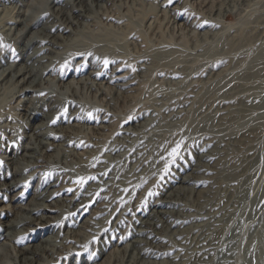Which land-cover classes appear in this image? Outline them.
<instances>
[{
  "label": "rangeland",
  "instance_id": "obj_1",
  "mask_svg": "<svg viewBox=\"0 0 264 264\" xmlns=\"http://www.w3.org/2000/svg\"><path fill=\"white\" fill-rule=\"evenodd\" d=\"M54 1L57 6L53 8L51 0H0V72L8 67L38 71L32 90L21 91L27 85L9 76L0 83V262L8 261L9 252L17 250L25 256H30V251L40 254L31 256L28 264H127V254L149 249L153 256L142 258L146 264H197L188 252L206 223L200 215L206 207H215L212 202L219 194L234 187V181L224 180L229 168L239 167L246 178L254 177L255 184L264 175L259 135L239 150L228 145L231 154L224 156L226 141H218L217 133L210 130L219 119L223 135L264 130V108H248V102L239 99L251 100L264 87V72L253 75L264 66V0H81V13L71 8L76 0ZM55 9L70 11L74 20L64 23ZM16 19L28 27L21 30L22 25L14 24ZM43 34L54 44L46 48ZM69 82L73 86L67 88ZM236 95L238 98L227 101ZM49 96L55 106L41 108ZM27 107L32 108L30 116H26ZM71 115L74 119L66 120ZM205 116L215 117L202 122ZM61 118L63 122L57 121ZM39 125H45L43 131L61 129L64 136L49 139L50 148L43 159L26 170L24 161L28 159L18 149L36 146L30 135ZM193 127L201 130L183 134ZM210 139L213 142L205 144ZM176 149L179 158L174 160L171 153ZM66 151L74 156L65 161ZM205 152L215 156L209 164L200 157ZM12 157L16 161L10 168ZM224 163L222 171L219 167ZM10 169L22 173L12 175ZM100 171L106 172L107 178L98 174ZM50 174L58 179L47 182ZM185 177H190L189 182L181 184ZM14 180L18 186L7 192L6 185ZM104 182L110 184L99 189ZM193 184L194 197L182 192L177 201L158 203L176 187ZM45 190L50 192L49 201L43 203L48 209L36 214L45 217V225H30L18 234L20 228L13 222L26 215L24 209L31 203H40L37 196ZM121 206L125 214H121ZM153 206L162 212L150 218L154 224L151 237L158 241L137 245L138 221L151 214ZM219 209L215 210L218 217ZM119 216L122 223L116 227ZM229 219L215 231L212 238L216 244ZM7 233L14 235L12 241L4 238ZM66 234L70 239L64 240ZM108 236L110 242L105 247L101 242ZM49 237L62 240L61 252L43 250Z\"/></svg>",
  "mask_w": 264,
  "mask_h": 264
},
{
  "label": "bare ground",
  "instance_id": "obj_2",
  "mask_svg": "<svg viewBox=\"0 0 264 264\" xmlns=\"http://www.w3.org/2000/svg\"><path fill=\"white\" fill-rule=\"evenodd\" d=\"M18 1V0H17ZM77 2L74 1V4L72 2L71 4V8H77V10H80V13L82 12L83 8H84V4H82L83 1H78ZM104 3H109L112 2L114 0H101ZM175 1V0H174ZM230 1V0H229ZM233 1V0H232ZM248 1V0H247ZM98 2V1H97ZM177 2V1H176ZM241 3V2H240ZM49 4V3H48ZM50 4L54 7L57 6V4H55L54 0H51ZM59 4V3H58ZM68 4V2H67ZM158 4V3H157ZM202 4V3H201ZM208 4V3H207ZM220 4V3H219ZM228 4V3H227ZM47 5V4H46ZM60 5V4H59ZM242 5V4H241ZM244 5V4H243ZM51 6V7H52ZM160 6V5H159ZM165 6V5H164ZM158 8V7H157ZM238 8V7H237ZM71 9V10H72ZM202 9V8H201ZM66 10V9H65ZM216 11V10H215ZM70 11H68V13H63L60 9H55V14L61 18V20L66 23V22H70L71 19L74 20L73 15L69 13ZM72 12V11H71ZM21 13V10L19 8H17L16 14L19 15ZM216 13V12H215ZM55 15V16H56ZM84 15V14H83ZM79 15H77L75 18H77ZM81 16V15H80ZM87 16V15H85ZM216 16V15H215ZM260 16V15H259ZM54 17V16H53ZM223 17V16H222ZM11 21V20H10ZM177 21V20H176ZM73 22V21H72ZM76 22V21H74ZM172 22V21H171ZM2 23H4L2 21ZM12 23V22H11ZM116 23V22H115ZM206 23V22H205ZM208 23V22H207ZM14 24L18 25H22V29L24 27H28V24H25L23 21L16 19ZM61 24V23H59ZM58 24V25H59ZM71 24V23H70ZM263 24V23H262ZM54 26V25H53ZM176 26V25H175ZM198 26V25H197ZM79 27V26H78ZM214 27V26H213ZM261 27V26H260ZM48 28V27H47ZM53 28V27H52ZM57 30V29H56ZM44 29L41 30V32L43 33ZM260 31V30H259ZM15 36L17 35L16 33V29H14ZM45 32V31H44ZM49 32V31H48ZM82 32V31H81ZM83 33V32H82ZM257 33V32H256ZM203 34V33H202ZM246 34V33H245ZM13 35V36H14ZM247 35V34H246ZM255 35V34H254ZM253 35V36H254ZM43 38H45L44 40H42L44 42L45 47L47 48L48 46L54 44L51 41V37L47 35H42ZM252 36V37H253ZM18 37V36H17ZM229 37V36H228ZM256 39V38H255ZM37 40V39H36ZM53 40V38H52ZM120 40V39H119ZM124 40V39H123ZM264 40V39H263ZM136 41V40H135ZM109 42V41H108ZM28 43V42H27ZM113 43V42H112ZM261 43V42H260ZM41 44V43H40ZM93 44V43H92ZM259 46V44H257ZM1 46V45H0ZM238 46V45H237ZM240 46V45H239ZM83 48V47H81ZM204 48V47H203ZM239 48V47H238ZM159 49V48H158ZM82 50V49H81ZM101 50V49H100ZM106 50V49H105ZM206 50V49H205ZM247 50V49H246ZM47 51V49H46ZM52 51V50H51ZM22 52V51H21ZM107 52V51H106ZM133 52V51H132ZM208 52V51H207ZM210 53V51H209ZM113 54V53H112ZM219 54V53H218ZM242 54V53H241ZM262 57L261 60H264V50L262 51ZM118 55V54H117ZM215 55V54H214ZM81 56V55H80ZM103 56V55H101ZM209 56V55H208ZM211 56V55H210ZM209 56V57H210ZM43 57V56H42ZM147 57V56H146ZM149 57V56H148ZM182 57V56H181ZM246 57V56H245ZM97 58V57H96ZM240 59V58H239ZM244 59V58H243ZM252 59V58H251ZM93 60V59H92ZM172 60V59H171ZM110 61V60H109ZM146 61V59H145ZM158 61V60H157ZM235 61V60H234ZM113 62V61H112ZM253 62V61H252ZM257 63V62H256ZM1 64V63H0ZM54 64V63H53ZM112 64V63H111ZM130 64V63H129ZM144 64V63H143ZM178 64V63H177ZM218 64V63H217ZM235 64V63H234ZM136 65V64H135ZM142 65V64H141ZM163 65V64H162ZM166 65V64H165ZM169 65V64H167ZM182 65V64H181ZM255 65V64H254ZM259 65V64H258ZM257 65V66H258ZM1 66V65H0ZM14 66V65H13ZM183 66V65H182ZM234 67V65H232ZM2 67V66H1ZM166 67V66H164ZM186 67L187 64H186ZM190 67V66H189ZM236 67V66H235ZM256 67V66H255ZM103 68V67H102ZM180 68V67H179ZM211 68V67H210ZM232 68V67H231ZM251 68V67H250ZM43 69V68H42ZM163 69V68H162ZM155 70V69H154ZM192 70V68H191ZM50 71V70H49ZM190 71V70H189ZM248 71V70H247ZM36 71L34 73V71H30L27 68H18V69H13L12 67H8L7 69H4L3 71L0 72V83L5 80L6 76L10 77V80H14V78H17L19 81L18 83H22V84H26V88L22 89L21 91H24L25 89L27 90H32L33 86L36 84V75H37ZM196 72V71H195ZM250 72V71H249ZM264 72V66H262L261 68L257 69V71H255L253 73V75L255 76H259ZM152 73V71H151ZM158 73V72H157ZM186 73V72H185ZM200 73V72H199ZM211 73V72H210ZM237 73V72H236ZM246 73V72H245ZM65 74V73H64ZM71 74V73H70ZM69 75V74H68ZM115 75V74H114ZM119 75V74H118ZM188 75V74H187ZM124 76V75H123ZM154 76V75H153ZM170 76V75H169ZM191 76V75H190ZM214 76V75H213ZM233 76V75H232ZM235 76V75H234ZM237 76V75H236ZM240 76V75H239ZM174 77V76H173ZM248 77V76H247ZM250 77V76H249ZM104 78V77H103ZM206 78V77H205ZM251 78V77H250ZM244 79V78H243ZM252 79V78H251ZM255 79V78H254ZM257 79V78H256ZM261 79V78H260ZM123 80V79H122ZM205 81V80H204ZM233 81V80H232ZM235 81V80H234ZM256 81V80H255ZM166 82V80H165ZM260 82V81H259ZM117 83V82H116ZM119 83V82H118ZM122 83V82H121ZM173 83V82H171ZM112 84V83H111ZM164 84V83H163ZM182 84V83H181ZM223 84V82H222ZM251 84V83H250ZM85 85V84H84ZM216 85V84H215ZM255 85V84H254ZM253 85V86H254ZM71 86H73V83L69 82L68 86H66L67 88H70ZM153 86V85H152ZM220 86V84H219ZM252 86V85H251ZM250 86V87H251ZM260 86V85H259ZM91 87V86H90ZM170 87V86H169ZM178 87V86H177ZM187 87V86H186ZM192 87V86H191ZM208 87V86H206ZM210 87V86H209ZM181 88V87H180ZM183 88V87H182ZM193 88V87H192ZM235 88V87H234ZM93 89V87H92ZM168 90V88H166ZM179 89V88H178ZM221 89V88H220ZM220 89H218L219 91H221ZM45 90V89H44ZM97 90V89H96ZM149 90V89H148ZM213 90V89H212ZM229 90V89H228ZM19 91V92H21ZM43 91V89H42ZM209 91V90H208ZM232 91V90H231ZM235 91V90H234ZM242 91V90H240ZM29 92V91H28ZM187 92V91H186ZM194 92V91H193ZM212 92V91H211ZM249 92V91H248ZM18 93V91H17ZM158 93V92H157ZM188 93V92H187ZM217 93V92H216ZM251 93V92H250ZM48 94V93H47ZM119 94V93H118ZM126 94V93H125ZM143 94V93H142ZM173 94V93H172ZM180 94V93H179ZM224 94V93H223ZM255 94V93H254ZM46 95V94H45ZM190 95V94H189ZM217 95V94H215ZM225 95V94H224ZM172 96V95H171ZM174 96V95H173ZM204 97V96H203ZM210 97V96H209ZM214 97V96H213ZM44 98V97H43ZM180 98V97H179ZM202 98V97H201ZM238 98V96H234V97H230L228 98L227 101H233L234 99ZM39 99V98H38ZM186 99V98H185ZM195 99V98H194ZM217 99V98H216ZM239 99L242 102H248L247 107L250 108L252 105H256L257 107H262L264 108V87H262L261 91L257 94H255L253 97H251V100H248V98H245L243 96H239ZM246 99V100H244ZM223 100V99H222ZM165 101V100H164ZM180 101V100H179ZM172 102V101H171ZM187 102V101H186ZM200 102V101H199ZM215 102V101H214ZM39 103V102H38ZM42 103V102H41ZM89 103V102H88ZM204 103V102H203ZM5 104V103H4ZM94 104V103H93ZM107 104V103H106ZM110 104V103H109ZM188 104V103H187ZM197 104V103H196ZM202 104V102H201ZM223 104V103H222ZM55 106V100L53 98H51V96H49L47 98V100H44V103H42L40 106L41 108L44 106ZM95 105V104H94ZM154 105V104H153ZM171 105V104H170ZM204 105V104H203ZM230 105V104H229ZM251 105V106H249ZM35 106V105H34ZM246 106V105H245ZM196 107V106H195ZM207 107V106H206ZM59 108V107H58ZM93 108V107H92ZM95 108V107H94ZM197 108V107H196ZM199 108V107H198ZM202 108V107H201ZM204 108V107H203ZM209 108V106H208ZM168 109V108H167ZM175 109V108H174ZM220 109V108H218ZM31 110L32 108H28L25 110L26 116H30L31 115ZM47 110V109H46ZM63 110V109H62ZM78 110V109H77ZM89 110V109H88ZM194 110V109H193ZM197 111V109H195ZM200 110V109H199ZM203 110V109H202ZM232 110V109H231ZM226 113L224 114L225 116H229L232 112ZM243 110V109H242ZM101 111V110H100ZM107 111V110H106ZM150 111V110H149ZM156 111V110H155ZM183 111V110H182ZM204 111V110H203ZM206 111V110H205ZM244 111V110H243ZM90 112V111H89ZM105 112V111H104ZM212 112V111H211ZM219 112V111H218ZM2 113V112H1ZM81 113V112H80ZM195 113V112H194ZM209 113V111H208ZM244 113V112H243ZM83 114V113H82ZM103 114V113H102ZM161 114V113H160ZM178 114V113H177ZM4 115V114H3ZM66 115V114H65ZM136 115V114H135ZM219 115V114H218ZM238 115V113H237ZM243 115V114H242ZM58 116V115H57ZM104 116V114H103ZM128 116V115H127ZM126 116V117H127ZM156 116V115H155ZM165 116V115H164ZM264 116V115H262ZM166 117V116H165ZM192 117V116H191ZM215 116H205L202 119V122H206V121H211L214 120ZM260 117V116H259ZM5 118V117H4ZM53 118V117H52ZM160 118V117H159ZM188 118V117H187ZM198 118V117H197ZM229 118V117H228ZM250 118V117H249ZM255 118V117H254ZM258 118V117H257ZM263 118V117H262ZM31 119V118H30ZM69 119H74V115H71L70 117L66 118V120ZM138 119V118H137ZM170 119V118H169ZM177 119V118H175ZM174 119V120H175ZM222 119V118H221ZM226 119V118H223ZM235 119V118H233ZM152 120V119H151ZM180 120V119H179ZM230 120V119H229ZM232 120V119H231ZM260 120V119H259ZM57 121H61L63 122V118L58 119ZM122 121V120H121ZM218 122H215V126L213 128H210V130L214 133H217V137L216 138L218 141H226L227 143V147L225 148V155L227 156L228 154H231V147L233 144V147H235V149L237 148L238 150L242 147H245L247 145H249L252 140H254L256 135H259V137L261 138V142H260V146L258 147L264 154V144H263V139H264V130H253V128L251 130H249L248 132H245L243 134L240 133H233V132H229L227 133V135H223L224 131H223V123L222 121L219 119L217 120ZM25 122V121H24ZM69 122V121H68ZM146 122V121H145ZM51 123V122H50ZM54 123V122H53ZM171 123V122H170ZM196 123V122H195ZM238 123V122H237ZM46 124V123H45ZM69 124V123H68ZM67 124V125H68ZM232 124V123H231ZM59 125V124H58ZM153 125V124H152ZM157 125V124H156ZM149 126V125H148ZM167 126V125H166ZM250 126V125H249ZM182 127V126H181ZM205 127V126H204ZM230 127V125L228 126ZM256 127V126H254ZM260 127V126H259ZM45 128V125H39L35 128L32 129V135H30V140L35 139L36 142V146H23L20 147L18 149L19 152L23 151V157H25L26 159H28L27 161L25 160L24 162V168L26 170H30L32 168H34L35 166H37V164L43 159L45 152L50 148V143H49V139H55L57 137L60 136H64L62 134V130L59 129L60 131H58V129H50V131H43L42 129ZM58 128V127H57ZM138 128V127H137ZM200 127H193V128H186L187 130H185V132L183 133L184 135L190 134L194 131H196L197 129H199ZM65 129V128H64ZM67 129V128H66ZM140 129V128H139ZM173 129V128H172ZM255 129V128H254ZM106 130V129H104ZM153 130V129H152ZM151 130V131H152ZM163 130V129H162ZM201 130V129H199ZM198 130V131H199ZM228 130V129H227ZM253 130V131H252ZM240 131H242L240 129ZM57 132V133H56ZM139 132V131H138ZM197 132V131H196ZM61 133V134H60ZM173 133V132H172ZM67 133H65L66 135ZM119 134V133H118ZM138 134V133H137ZM165 134V133H164ZM182 134V133H181ZM197 134V133H196ZM240 134V137L238 136ZM183 135V136H184ZM212 135V134H211ZM137 136V135H136ZM236 136H238L239 138H237L236 140H233ZM157 137H159L157 135ZM126 138V137H125ZM205 138V137H204ZM122 139V138H121ZM163 139V138H162ZM182 139V138H181ZM135 140V139H134ZM139 140V139H138ZM148 140V139H147ZM159 140V138H158ZM168 140V139H167ZM180 138L178 139L179 142ZM183 140V139H182ZM185 140V139H184ZM216 140V141H217ZM233 140V141H231ZM79 141V140H78ZM77 141V142H78ZM170 141V139H169ZM194 141V140H193ZM231 141V142H230ZM122 142V141H121ZM213 141L207 140V142H205V144H210ZM234 142V143H232ZM74 143V142H73ZM110 143V142H109ZM142 143V142H141ZM180 143V142H179ZM189 143V142H188ZM196 143V142H195ZM224 143V142H223ZM80 144V143H79ZM105 144V143H104ZM145 144V143H144ZM154 144V143H153ZM167 144V143H166ZM175 144V143H174ZM218 144V143H217ZM165 145V144H164ZM168 145V144H167ZM179 145V144H178ZM230 145V146H228ZM257 145V142H256ZM61 146V145H60ZM80 146V145H79ZM96 146V145H95ZM137 146V145H136ZM145 146V145H144ZM160 146V145H159ZM177 146V145H176ZM175 146V147H176ZM183 146V145H182ZM255 146V145H253ZM103 147V144H102ZM121 147V146H120ZM188 147V146H187ZM63 148V147H62ZM99 148V147H98ZM123 148V147H122ZM167 148V147H166ZM184 148V147H183ZM201 148V147H200ZM111 149V148H110ZM143 149V148H142ZM168 149V148H167ZM216 149V148H215ZM218 149V148H217ZM234 149V151H235ZM255 149V148H254ZM253 149V150H254ZM171 150V149H169ZM178 150V149H176ZM257 150V149H256ZM255 150V151H256ZM135 151V150H134ZM164 151V150H163ZM175 151V150H174ZM113 152V150H112ZM160 152V151H159ZM166 152V151H165ZM170 152V151H169ZM254 152V151H252ZM92 153V152H91ZM123 153V152H121ZM257 153V152H256ZM63 154V153H62ZM152 154V153H151ZM158 154V153H157ZM181 154V153H180ZM137 155V154H136ZM233 155V154H232ZM231 155V156H232ZM71 156H74V154L68 152H64L63 154V159L66 160H70ZM152 156V155H151ZM170 156V155H169ZM240 156V155H239ZM59 157V156H58ZM88 157V156H87ZM182 157V156H181ZM194 157V156H193ZM200 157L202 159L205 160V162L207 164L211 163L213 161V159L215 158L213 153H204L202 155H200ZM217 157V155H216ZM220 157V156H219ZM255 157V156H254ZM263 157V156H262ZM114 158V157H113ZM183 158V157H182ZM226 159V157H224ZM15 158H11L8 160V165L11 166L13 165V163L15 164L14 161ZM125 159V158H124ZM135 159V158H134ZM138 159V158H137ZM247 159V158H246ZM263 159V158H262ZM154 160V159H153ZM157 160V159H156ZM167 160V159H164ZM248 160V159H247ZM134 161V160H133ZM220 161V160H219ZM236 161V160H235ZM244 161V160H243ZM251 161V160H250ZM254 161V158H253ZM63 162V161H62ZM165 162V161H163ZM229 162V161H228ZM241 162V161H240ZM161 163V162H160ZM235 163V162H234ZM245 163V162H244ZM254 163V162H253ZM97 164V163H96ZM102 164V162H101ZM153 164V163H152ZM252 164V163H251ZM263 164V163H261ZM129 165V164H128ZM137 165V164H136ZM159 165V164H157ZM226 163L223 164V166H220V170L223 171V169L226 167ZM257 165V164H256ZM133 166V165H132ZM217 166V165H216ZM251 166V165H250ZM255 166V165H254ZM138 167V166H137ZM161 167V165H160ZM204 167V165L202 166V168ZM232 167V166H231ZM242 167V166H241ZM249 167V166H248ZM263 167V166H261ZM119 168V167H118ZM206 168V166H205ZM211 168V167H210ZM209 168V169H210ZM216 168V167H215ZM214 168V169H215ZM97 169V168H96ZM131 169V168H130ZM151 169V168H150ZM189 169V168H188ZM192 169V168H191ZM244 169V168H243ZM48 170V169H46ZM116 170V169H115ZM134 170V169H133ZM184 170V169H183ZM194 170V169H193ZM197 170V169H196ZM219 170V171H220ZM226 170V169H225ZM247 170V169H246ZM160 171V170H159ZM12 175H15L16 173H20L21 170L19 171V169H10L9 171ZM49 172V171H48ZM51 172V171H50ZM49 172V173H50ZM241 172V174H240ZM250 172V171H249ZM22 173V172H21ZM48 173V174H49ZM85 173V172H84ZM112 173V172H111ZM129 173V172H126ZM239 173V174H238ZM64 174V173H63ZM98 174L102 175L103 177L107 178L106 172L104 171H100L98 172ZM262 174V173H261ZM176 175V174H175ZM245 172L241 171V169L239 167H234V168H229V173L227 174L226 177H224V180H232L235 182V185L233 188L231 189H227V192L221 193L218 195V199L214 200V202H212V205H214L215 207H206L205 210H203L201 212L202 215L201 218H204L206 220V223L203 224L200 229L198 234L195 236V240L194 242H192V249L188 252V256L189 258H194V260L196 261L197 264H205V262L207 264H264V175L262 176V178L255 183H253V178L254 177H249L246 178ZM61 176V175H59ZM203 176V175H202ZM201 176V177H202ZM6 177V176H5ZM27 178V177H26ZM128 178V177H127ZM155 178V177H153ZM195 178V177H194ZM56 178L54 175H49L47 182L49 180L52 181H56ZM129 179V178H128ZM137 179V178H136ZM190 177H185V178H181L180 182L181 184H187L189 182ZM193 179V178H192ZM222 180V178H220ZM46 180V179H45ZM110 180V179H109ZM169 180V179H168ZM199 180V179H198ZM216 180V179H215ZM243 180H247L249 181L248 183H246V181H244L243 184ZM21 181V180H20ZM136 181V180H134ZM171 181V180H170ZM223 181V180H222ZM204 182V181H203ZM72 183V182H71ZM209 183V182H208ZM19 182L18 181H13L10 184L6 185V190L7 192H10L11 190L15 189L18 186ZM108 184H110V182H104L102 183L98 188L99 189H104L105 186H107ZM127 184V183H126ZM243 184V185H242ZM4 185V184H3ZM47 185V184H46ZM117 185V184H116ZM144 185V184H143ZM142 185V187H143ZM238 185H240L239 187H237ZM242 185V187H241ZM53 186V185H50ZM49 186V187H50ZM166 186V185H165ZM225 186V185H224ZM2 187V186H1ZM103 187V188H102ZM195 187L196 185L193 184L192 187L188 188L185 186H178L176 187L172 192L168 193L167 196L165 197V199L161 202H158L159 204H164V203H169L170 200H174L177 201L179 196V193L182 192H189L188 195L190 194L191 196L195 195ZM199 187V186H198ZM201 187V186H200ZM224 188V187H223ZM1 189V188H0ZM87 189V188H86ZM91 190V189H90ZM209 190V189H208ZM114 191V190H113ZM210 191V190H209ZM208 191V192H209ZM2 192V191H1ZM54 192V191H53ZM122 192V191H121ZM215 192V191H214ZM213 192V193H214ZM87 193V192H85ZM112 193V192H111ZM115 194V193H114ZM210 194V193H209ZM158 195V194H157ZM201 195V194H200ZM212 195V194H211ZM215 195V194H214ZM103 195H101L102 197ZM85 197V196H84ZM88 197V196H86ZM194 197V196H193ZM213 197V196H212ZM37 198L39 199L40 203H31L27 208H25L24 210L26 211V215L20 216L17 220H15L13 222V225L15 227L20 228L17 233L18 234H22L25 229V227H28L30 225H34V226H42L45 225L44 223V219L45 217H38L39 214L38 213H43L44 210L48 209L46 205H44V202H48L50 199V192H48L47 190H45L44 193H41L37 196ZM103 198V197H102ZM183 198V197H182ZM197 199V198H196ZM208 199V198H207ZM140 200V199H139ZM184 200V199H183ZM194 200V199H193ZM110 202V201H109ZM156 203V202H155ZM198 203V201H197ZM82 204V203H81ZM188 204V203H187ZM176 205V204H175ZM206 205V204H204ZM155 206V205H154ZM153 206V210L152 212H150L151 214H146V218L145 219H141L138 221V225L140 226L138 230L135 231V234L137 235V240H135L134 242L137 245L140 244H144V245H150L151 243H154L157 239L155 237H151L152 233L150 232L151 228L154 226V224L152 222H150V218L152 217V215L154 214H162V212L160 210L157 209V207ZM201 205H200V209H201ZM221 215L220 217H218V212L216 211V209L218 208ZM229 207H231V209H229ZM121 208L123 209V211L121 212V214H125V207L121 206ZM212 208V209H211ZM228 208V209H226ZM133 209V208H132ZM203 209V208H202ZM201 209V210H202ZM105 210V209H104ZM189 210V209H188ZM223 210V212H222ZM113 211V210H112ZM213 211V213H212ZM66 213V212H65ZM38 214V216L36 215ZM188 215V214H186ZM34 216V218L32 217ZM118 216V215H117ZM229 218V216L231 217V220L227 223V225L224 227L223 231L220 232L221 236L220 239L218 240V243L216 244V242H214L213 240V235H215V231L216 230H220L221 227L223 226L225 219L227 217ZM68 217V216H67ZM181 217V216H180ZM165 218V217H164ZM35 219H38L39 222H36ZM160 219V218H159ZM224 220V222H223ZM110 221V220H109ZM122 216H119L117 221L115 222L116 227H118L122 222ZM156 221V220H155ZM167 221V220H166ZM94 224V223H93ZM171 224V223H170ZM194 225V224H193ZM191 226V225H190ZM221 226V227H220ZM91 227H93V225H91ZM91 229V228H90ZM117 229V228H116ZM187 229V228H186ZM165 230V229H164ZM188 230V229H187ZM183 231V230H182ZM181 231V232H182ZM193 231V230H192ZM189 232V231H188ZM181 234V233H180ZM192 234V233H190ZM103 235V234H102ZM219 235V234H218ZM4 238L7 241H12V236H14L11 233H7L5 235H3ZM130 236V235H129ZM160 236V235H159ZM176 236V235H175ZM64 237V236H63ZM216 237V236H215ZM97 238V237H96ZM105 237V239L101 242V245H108L110 242V238ZM174 238V237H173ZM70 239V236L67 237V234L64 238V240H68ZM126 239V238H125ZM48 242L47 246L45 248H43L44 251L48 252V253H53L56 251H60V249L63 247L62 245V240L60 242L57 241V239H52L51 237H49L47 240ZM158 241V240H157ZM181 241V240H180ZM186 241V240H185ZM184 241V242H185ZM191 241V240H190ZM133 242V243H134ZM134 243V244H135ZM181 244V243H180ZM185 244V243H184ZM142 248V247H139ZM138 248V249H139ZM136 249V248H135ZM169 249V248H168ZM189 249V248H188ZM22 250H28L27 249H22ZM149 250V249H148ZM148 250H142L140 249L138 251V253H136L135 251H132L131 253L127 254L126 258H128L127 262L130 264H135L138 263V261L142 260V258H150L151 253L148 252ZM151 251V250H150ZM9 259L8 261H6L5 263H1L0 264H28L30 263L33 258L31 256L38 254L37 252H28L30 256H25V254H23L21 251H12L9 252ZM184 253H186L184 251ZM183 253V254H184ZM162 254V253H161ZM55 255V254H54ZM122 259H125V253L122 255ZM147 261V260H146ZM162 261V260H161ZM127 263V264H128ZM153 263V262H152ZM158 263V262H157ZM168 263V262H167ZM176 263V262H175ZM178 263V262H177ZM72 264H76L72 263ZM78 264V263H77ZM139 264H146L145 260L140 261ZM151 264V263H150Z\"/></svg>",
  "mask_w": 264,
  "mask_h": 264
},
{
  "label": "snow or ice",
  "instance_id": "obj_3",
  "mask_svg": "<svg viewBox=\"0 0 264 264\" xmlns=\"http://www.w3.org/2000/svg\"><path fill=\"white\" fill-rule=\"evenodd\" d=\"M108 61H105V65H107ZM171 156L175 159H178L179 158V153H178V150L177 151H174L173 153H171ZM166 171V174H167V169L165 170ZM149 195H152V193H149Z\"/></svg>",
  "mask_w": 264,
  "mask_h": 264
}]
</instances>
